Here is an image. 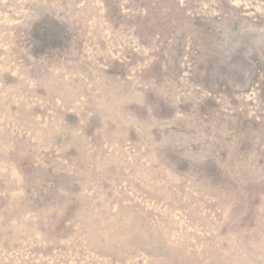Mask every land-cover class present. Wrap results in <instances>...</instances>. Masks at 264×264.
Instances as JSON below:
<instances>
[{
    "label": "rangeland",
    "instance_id": "obj_1",
    "mask_svg": "<svg viewBox=\"0 0 264 264\" xmlns=\"http://www.w3.org/2000/svg\"><path fill=\"white\" fill-rule=\"evenodd\" d=\"M0 264H264V0H0Z\"/></svg>",
    "mask_w": 264,
    "mask_h": 264
}]
</instances>
